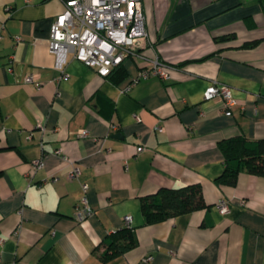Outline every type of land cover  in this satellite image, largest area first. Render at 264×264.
Returning a JSON list of instances; mask_svg holds the SVG:
<instances>
[{
  "label": "crops",
  "instance_id": "0c3cea01",
  "mask_svg": "<svg viewBox=\"0 0 264 264\" xmlns=\"http://www.w3.org/2000/svg\"><path fill=\"white\" fill-rule=\"evenodd\" d=\"M64 2L0 0V264H264V176L215 181L220 141L264 139V0H141L144 59L102 77L68 54L60 79L48 39ZM155 59L170 78L124 91ZM212 83L230 88L229 114L203 99ZM82 184L92 214L77 221ZM193 184L204 208L144 223L141 198ZM125 217L136 246L101 260V242Z\"/></svg>",
  "mask_w": 264,
  "mask_h": 264
},
{
  "label": "built area",
  "instance_id": "2783aa9c",
  "mask_svg": "<svg viewBox=\"0 0 264 264\" xmlns=\"http://www.w3.org/2000/svg\"><path fill=\"white\" fill-rule=\"evenodd\" d=\"M29 2V0H24ZM3 27H0V38ZM145 19L141 0H65L63 11L53 21L48 49L54 56V66L61 72L60 79H67L63 71L66 56L72 57L88 67H91L102 77L109 75L111 70L122 63L125 58L144 59L142 54L147 42ZM19 40V38H15ZM14 56L8 57V70H12ZM156 76L162 80L170 78L168 66L157 59L150 62L149 67L139 70L136 78H132L123 89L130 90L140 78ZM23 82L39 89L42 83L37 74H27ZM203 99H220L223 102L225 113L235 104L231 90L224 84L212 83L203 94ZM162 132L161 127H156ZM85 131H80L85 136ZM143 150L138 146L136 153ZM54 154L61 155L55 150ZM63 160H67L62 157ZM41 162L34 161L33 168H39ZM80 174L79 167L73 165L67 178L76 179ZM82 196L74 208V218L81 221L92 214V208L87 198L88 185L82 184ZM216 208L221 215L229 212L227 200L220 199ZM125 224L129 226V217H125ZM146 260H150V257Z\"/></svg>",
  "mask_w": 264,
  "mask_h": 264
},
{
  "label": "trees",
  "instance_id": "16d2710c",
  "mask_svg": "<svg viewBox=\"0 0 264 264\" xmlns=\"http://www.w3.org/2000/svg\"><path fill=\"white\" fill-rule=\"evenodd\" d=\"M251 42L246 47H252ZM122 65L114 67L109 75L122 76ZM223 156V171L215 179L218 184L233 186L239 173L264 176V139L247 140L244 137H232L218 143ZM205 207L201 187L198 184L176 188L161 189L155 194L141 198V213L146 225L186 214ZM136 246L133 229L127 225L115 230L100 244L104 248L101 260L122 254ZM99 247V248H100Z\"/></svg>",
  "mask_w": 264,
  "mask_h": 264
},
{
  "label": "water",
  "instance_id": "95a60500",
  "mask_svg": "<svg viewBox=\"0 0 264 264\" xmlns=\"http://www.w3.org/2000/svg\"><path fill=\"white\" fill-rule=\"evenodd\" d=\"M112 137L117 138L119 137V134L112 135Z\"/></svg>",
  "mask_w": 264,
  "mask_h": 264
},
{
  "label": "rangeland",
  "instance_id": "374dc122",
  "mask_svg": "<svg viewBox=\"0 0 264 264\" xmlns=\"http://www.w3.org/2000/svg\"><path fill=\"white\" fill-rule=\"evenodd\" d=\"M129 61H131V60H129Z\"/></svg>",
  "mask_w": 264,
  "mask_h": 264
}]
</instances>
